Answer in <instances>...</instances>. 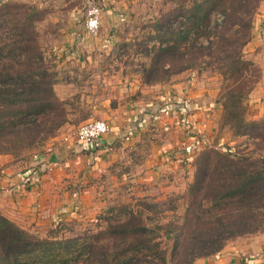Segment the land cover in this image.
<instances>
[{"label": "trees", "instance_id": "obj_1", "mask_svg": "<svg viewBox=\"0 0 264 264\" xmlns=\"http://www.w3.org/2000/svg\"><path fill=\"white\" fill-rule=\"evenodd\" d=\"M14 1L0 2V154L34 149L39 137L41 142L53 136L67 122L64 104L53 89L55 73L36 40L40 12ZM261 1L180 2L154 27L152 40L158 43L145 51L150 65L142 66L144 84L167 81L209 57L208 63H220L236 79L225 93L230 102L226 124L238 135L264 141V118L248 120L243 106L250 90L244 74L254 65L243 60L242 48L250 41ZM181 18L183 27L174 29V21ZM9 138L11 146L6 144ZM249 157L203 148L191 160V218L184 225V238L176 234L170 258L155 242V231L166 225L150 228L141 211H126L124 220H109L105 228L95 234L86 231L83 238H39L0 213V264H193L211 257L230 240L264 232V156Z\"/></svg>", "mask_w": 264, "mask_h": 264}, {"label": "rangeland", "instance_id": "obj_2", "mask_svg": "<svg viewBox=\"0 0 264 264\" xmlns=\"http://www.w3.org/2000/svg\"><path fill=\"white\" fill-rule=\"evenodd\" d=\"M3 1L4 0H0V2ZM88 1L89 0L14 1V4H26L30 7L36 8L40 12L38 19L36 18L35 21L37 34L36 40L42 51L45 63L48 65H50L51 59H49L48 56L51 50L53 51L54 48L58 47L61 43L66 42L67 32L74 21L75 16L79 17L81 14H84L85 19V9ZM103 1L105 0H98L101 7L103 6ZM120 1L125 4L128 17L121 25L123 34L118 39L119 47L114 55L110 52L104 54L99 52L95 54H85L82 58L84 60L87 58L93 60L92 66L84 65L83 68H77L81 70L79 73L80 82L74 81V84L72 85L66 83L65 79L60 83L56 71L50 65L57 80L53 89L58 100L64 104L63 110L67 118V122L62 127L68 126V128L64 130L61 127L53 136H48L41 142H39V137L37 139L38 144L36 142L37 147L34 149L23 150L17 153H2L0 154V161L2 162L3 160V162H6L5 165L9 166L14 172H19L18 170H15V167L17 166H21L24 171H28L35 165L34 163L32 166L28 167L31 161L35 160L34 156H43L46 151L51 148L50 145L53 144L56 139L61 140L65 136L73 135L81 125L97 119L95 115V105H103V102L107 98H110L111 95L115 96V94H122L121 92H124V94L131 93L128 89L129 84L134 78H136V76H139L140 78L139 83L141 88L146 89L155 84H165L172 81L175 77L178 78L180 74L184 73L187 89H191L192 83V87L194 86L193 88L196 89V92L202 93V97H199L197 101L193 102V104L196 105V109L192 108L191 115L183 114L182 112L174 113V115H178L177 122L180 123L179 126L183 131L182 135L186 139L182 144L178 142V145L173 148L171 159L177 161L176 157H179V160H183L182 162H176V165L178 164L181 168L173 169L170 171L171 173L168 171L158 173L156 179H152L148 182L138 180L133 182L131 181L133 178L120 179L122 185L117 189V193L109 195L107 198H105V196L96 195L99 200L104 198L107 203H104L100 210H96L95 208L92 209L94 211L91 213L86 211L79 201V197L82 196L79 190L80 188L75 189V191H69L71 195L73 192L76 200L74 199V201L71 202L67 211H60L56 215L54 220L56 223L52 227H44V229L39 228L40 226H36L34 223H31V225L28 223L20 225L6 214L2 212L0 213L24 231L39 238H47L49 236H57L60 238H83L82 234L86 231L95 234L99 230L105 228L108 223L107 221L109 220H124L127 215L126 211H133L134 213L141 211L145 218V222L150 228H154L156 225H166V229L155 231L157 234L155 235V237L157 236L155 242L158 241L161 243L162 250H165L167 253L166 256L170 258L172 251H174V238H176V234L179 235V240L184 238V225L187 220L191 218V213L188 212V204L190 200L188 199V188L193 183L195 163L193 164L190 160L196 158L199 151L203 148H214L222 152L228 149V152L233 153L235 156L240 155L244 158L250 156L249 158L255 160L261 158L262 155L264 156V141L251 138L247 135H238L229 124H226V108L228 109L230 102H226L225 93L233 88L236 79L232 77L231 71H227L226 68L224 69L220 67V63H208V60L210 59L209 57H204V62L201 61L202 63H196V65L178 73L179 75H173L167 81L155 84H144L142 66L148 67V65H150V57L146 55L145 51L150 50L158 43L157 39L154 41L152 40L153 37L156 36L155 25L159 21L163 22L165 20V18H163L165 13L170 12L173 8L179 6L180 2L184 1L187 4L192 0ZM263 13L264 0L260 2L254 16L250 41H252L254 31L258 29L259 25L261 27L264 25L263 21H260L258 25H256L259 16ZM184 21L185 20L182 18L178 19L174 21L172 27L174 29L180 26L183 27L182 23L184 24ZM248 43L242 48L243 60L252 63L254 66L253 68H246L247 72L244 74L245 79L248 82L247 86L250 90L248 94L244 96L243 106L246 108L245 116L248 120H259L264 118V115L260 117L252 115L249 112V109L251 108L249 104L253 99V92L256 90L258 83L261 80L262 73L256 63L252 61L245 52ZM151 50H153V48ZM204 53L207 54V52ZM90 71H93L95 76L91 78V80H87L86 76L94 75L87 73ZM243 72H245V70H243ZM58 83L63 86V94L61 91L58 90V92L55 90ZM234 86H236V84ZM136 94L139 95L140 93ZM89 98L92 101L91 105L87 102ZM120 100L110 98L109 105L114 107ZM125 100L126 99L124 98L123 101ZM198 114L200 115L198 116ZM155 116L159 119L158 115ZM186 120L188 123H186ZM128 124L126 132L129 128H134L136 130L135 121H133L132 124L131 122ZM192 131L195 135L192 134ZM72 140L73 139L68 142L76 143V141ZM6 141H8L6 142V144L8 143L7 146H11L9 144L12 142V138L7 139ZM124 141L129 142L130 140ZM183 146L197 150L193 153L191 151L186 152ZM78 147L82 150L80 146ZM42 152H44V154H41ZM43 159L46 165L42 166V169L44 170L48 168V170H50L52 165L47 163L45 157H43ZM120 169H123V164L120 166ZM6 170L8 169H6L5 166L0 167V172H5ZM95 170L99 171L98 167L95 168ZM129 170H131V166L123 171ZM44 172L45 171H43V173ZM89 172L96 173L87 168L85 176L88 175ZM9 175L11 176L10 178H13L16 174L11 171L8 175L4 174L3 178L0 177V180L4 179L6 183H8V187H10H7L8 189H5L1 193L4 192L9 195L21 196L31 187L30 185L25 189H21L18 186L20 181L17 184L9 183ZM100 179L102 182L104 181V178L100 177ZM67 181V178L64 179V186L67 184ZM94 181L95 179L93 182ZM40 182L41 181H39V184ZM37 186L33 185V187ZM59 222H61V224L56 226ZM235 239L230 240L226 245ZM176 259L177 255L175 252L172 260L175 262Z\"/></svg>", "mask_w": 264, "mask_h": 264}, {"label": "crops", "instance_id": "obj_3", "mask_svg": "<svg viewBox=\"0 0 264 264\" xmlns=\"http://www.w3.org/2000/svg\"><path fill=\"white\" fill-rule=\"evenodd\" d=\"M125 8V4L120 0L103 1L101 27L95 37L89 36L84 30V14L75 16L67 32L66 42L51 50L48 56L60 83L63 79L69 85L74 84V81L80 82L81 70L77 68H83L84 65L92 66L93 61L89 58L84 60L82 57L85 54L110 52L114 55L117 52L118 39L123 34L121 25L128 17ZM260 21L264 22V13L259 16L256 25ZM262 26L259 25L254 31L253 39L245 49L249 58L256 63L262 73L249 104L251 106L249 112L256 117L264 115V25ZM87 73L94 74L93 71ZM184 75V73L180 74L172 81L155 84L146 89L141 88L140 78L136 76L128 88L134 94L121 92L122 94L111 95V99H122L114 107L109 105L110 98H107L103 105H95L96 118L106 121L111 130L99 142L98 149H89L91 152H86L81 150L75 142H63L62 139H56L50 145L52 149L50 159L54 165L50 167V170L42 172L40 184L36 185L37 187L31 186L32 188L27 189L21 196L1 193L0 212L20 225L34 223L44 229V227H52L55 224L56 215L60 211H67L71 202L76 200L73 192L71 195L69 191L80 188L82 196H78L79 201L84 209L91 213L94 211L92 209L100 210L104 203H107L104 198L99 200L96 195L107 198L117 193V189L122 185L120 179L133 178L131 179L133 182L137 180L148 182L156 179L158 173L165 171L171 173L173 169H180L181 166L176 165V162L183 160L176 157L177 161H173L171 156L177 143L182 144L186 138L182 135L180 123L177 122L178 115H164L163 106L166 96L170 93L189 99L190 105H194L193 102L202 97V93L196 92L192 83L191 89H187ZM94 76L95 74L86 77L87 80H91ZM60 83L55 90L62 92L63 86ZM124 98L125 101H123ZM87 102L92 104L90 98ZM155 115H158L159 119ZM133 121L136 122V130L132 133L130 141L125 142L123 135L126 133V127ZM66 128L68 126L62 127L64 130ZM43 157L44 155L40 162H44ZM5 163L3 160L0 161V167L5 166L8 169L0 172V177L3 178L4 174L8 175L12 171L16 175L13 178L9 175V183L17 184L26 170L17 166L15 170L19 172H14ZM34 163L36 161L32 160L28 167ZM122 164L123 169H120ZM130 166L131 170L123 171ZM97 167L99 171L95 170ZM87 168L96 173L89 172L85 176ZM100 177L104 178L103 182ZM66 178L68 181L64 186L63 182ZM8 186L4 179L0 180V188L5 190L10 188ZM193 264H264V232L237 238L215 255L199 258Z\"/></svg>", "mask_w": 264, "mask_h": 264}, {"label": "built area", "instance_id": "obj_4", "mask_svg": "<svg viewBox=\"0 0 264 264\" xmlns=\"http://www.w3.org/2000/svg\"><path fill=\"white\" fill-rule=\"evenodd\" d=\"M102 12L103 10L98 0L88 1L85 9V19L83 26L85 32L91 37H95L99 33L101 27ZM192 108L195 109L196 107L194 105H190L189 99L177 95H169L166 96L164 100L163 113L164 115H166L174 114L175 112H182L183 114L191 115ZM186 123H188L187 120ZM110 131L111 130L107 122L101 119H94L77 128L73 135L71 134L62 138V141L68 142L69 140L73 139L74 141H76V144H78L82 148V150H92L99 146V142ZM134 131V128H129L128 131L123 135V139L129 141ZM192 134L195 135L193 131ZM183 147L185 148L186 152H193L197 150L190 149V147ZM51 152L52 149L49 148L44 154V157L47 159V163L53 166L54 162L50 159ZM41 157L42 156L37 155L34 156L36 163L21 177L20 183L18 185L21 189H25L30 185H38L39 181H41V176L43 174L42 172L48 170V168L44 170L42 169V166L46 164L44 162H40ZM2 191H4L3 188H0V193Z\"/></svg>", "mask_w": 264, "mask_h": 264}]
</instances>
